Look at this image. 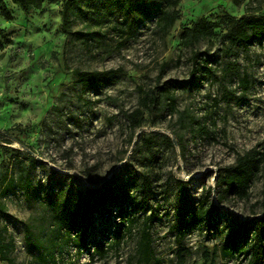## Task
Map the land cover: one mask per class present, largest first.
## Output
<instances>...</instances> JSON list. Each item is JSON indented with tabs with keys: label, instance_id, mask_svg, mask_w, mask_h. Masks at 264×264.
<instances>
[{
	"label": "rangeland",
	"instance_id": "obj_1",
	"mask_svg": "<svg viewBox=\"0 0 264 264\" xmlns=\"http://www.w3.org/2000/svg\"><path fill=\"white\" fill-rule=\"evenodd\" d=\"M5 1L13 18L0 12V177L32 164L34 189L27 195L19 184L0 195L16 218L0 215L6 242L14 241L0 264H147L145 232L148 264H249L245 253L226 257L222 248L240 220L264 213V163L247 199L229 195L219 204L217 179L238 154L264 152V37L236 45L227 38L230 19L263 12L264 0H181V17L169 31L157 26V12L131 37L94 12L74 16L73 30L89 36L67 35L64 0H43L29 13ZM159 1L161 9L174 7V0ZM200 17L216 24L215 34L187 44L184 29ZM80 71L113 72L94 90L84 87ZM153 90L161 93L159 102L133 130L125 113ZM144 174L152 176L155 192L148 210L135 214L132 229L105 257L91 245L79 253L55 230L49 200L60 187L87 189L113 175L123 183ZM177 180L188 182L196 203L213 186L220 206L182 233ZM117 219V212L100 218L95 238L113 242ZM25 223L37 241L33 247Z\"/></svg>",
	"mask_w": 264,
	"mask_h": 264
},
{
	"label": "trees",
	"instance_id": "obj_2",
	"mask_svg": "<svg viewBox=\"0 0 264 264\" xmlns=\"http://www.w3.org/2000/svg\"><path fill=\"white\" fill-rule=\"evenodd\" d=\"M180 1L174 0L173 8L161 9L158 7L159 0H64L61 9L62 26L67 35L87 37L89 32L73 30L74 16L83 12L89 16L94 12L98 13L103 21L113 19L123 33L131 37L140 24L159 12L157 26L167 32L181 17L180 10L176 7ZM13 2L19 4L25 13H29L32 8L39 7L43 0H13ZM0 12L8 20L13 18L5 0H0ZM229 22L227 38L234 45L242 41L264 37V11L231 18ZM215 28L214 22L200 17L192 25L185 27V42L194 44L203 37L214 36ZM0 32H2L1 29ZM198 54L195 55L198 56ZM213 56L210 55L204 59V68L209 69L207 65ZM112 72L80 71L79 75L84 87L98 90L102 84L109 80ZM165 91L169 92L170 89L165 87ZM160 94L154 90L143 92L139 106L125 113L133 130L143 126L146 109L159 102ZM204 132L209 134L208 130H204ZM146 138L148 140L149 137L145 136ZM167 139L171 141L170 137ZM18 160L22 162V160ZM263 163L264 152L252 148L244 154H238L235 163L222 168L217 179V185L220 188L217 195L218 203L225 204L229 195H234L238 199H247L252 183L260 173ZM32 167V164L22 162L19 166V175L8 174V172L3 174L0 177V195L4 196L10 191L16 190L19 184L23 186L26 194L30 195L34 189ZM213 192V186H208L204 198L196 203L191 196L188 182L185 180L176 181L175 202L181 233L186 224L197 226L210 213V210L220 208L212 199ZM154 194L152 176L149 174H144L141 177L133 176L129 181L123 183H117V178L113 175L98 187L87 189L60 187L59 191L50 198L49 207L55 223V230L72 239L71 241L79 253L91 245L100 257H105L111 245L119 244L132 229L136 219L135 214L147 212L149 202ZM114 212L118 214L116 228L109 233L111 236L108 238L113 242L106 245L103 239L95 238L94 230L100 218L105 216L110 218ZM0 215L15 218L7 211V206L2 199L0 200ZM154 219L155 215H151V220ZM24 226L28 236L27 243L29 247H33L37 243L34 233L27 223ZM144 238L146 241L141 246V253L148 264L152 259L149 234L145 232ZM13 244V239L6 242L3 232L0 230L1 259L9 260ZM222 250L226 257L245 253L246 256H249V264H264V213L262 215L253 213L250 218L240 220L234 228L228 231Z\"/></svg>",
	"mask_w": 264,
	"mask_h": 264
}]
</instances>
